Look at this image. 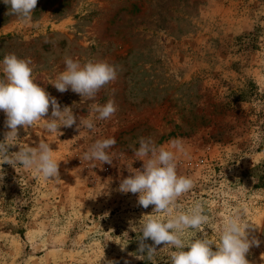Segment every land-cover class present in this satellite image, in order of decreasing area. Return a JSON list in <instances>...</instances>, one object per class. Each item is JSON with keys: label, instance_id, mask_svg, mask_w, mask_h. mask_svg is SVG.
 Listing matches in <instances>:
<instances>
[{"label": "rangeland", "instance_id": "374dc122", "mask_svg": "<svg viewBox=\"0 0 264 264\" xmlns=\"http://www.w3.org/2000/svg\"><path fill=\"white\" fill-rule=\"evenodd\" d=\"M7 11L0 0V61L8 53L31 59L35 82L76 116L89 118L91 103L109 99L118 111L95 121V132L73 126L49 134L43 121L28 132L20 128L23 146L50 143L61 160L60 180L3 165L0 264H169L174 249L163 244L152 260L133 256L140 233L128 231V221L139 222L153 206L115 190L128 169L142 167L130 148L142 136L165 148L182 139L186 154H177V172L194 187L179 198L180 210L200 202L216 242L225 219L242 214L262 241L246 258L264 264V190L245 174L264 163V0H38L27 23ZM66 55L122 70L95 101L82 100L51 84ZM5 118L0 110V140ZM108 137L116 140L112 165L91 168L80 160L96 139ZM195 231L186 230L184 239ZM120 244H127L124 251Z\"/></svg>", "mask_w": 264, "mask_h": 264}, {"label": "clouds", "instance_id": "9594fccd", "mask_svg": "<svg viewBox=\"0 0 264 264\" xmlns=\"http://www.w3.org/2000/svg\"><path fill=\"white\" fill-rule=\"evenodd\" d=\"M37 2L3 0L8 7L6 15L15 16L25 23L32 20ZM32 63L31 59L19 58L15 53L5 54L0 61L3 73L0 78V110L5 114L4 127L7 129L4 139L0 140V187L4 185L6 176L4 164L15 170L18 165L34 170L45 180H60L61 160L54 158L55 151L50 143L40 139L36 146H23L18 138L21 127L28 132L43 121V128L49 134L60 136L63 133L59 129L73 126L79 133L82 129L95 132V121L109 120L118 111L114 99H109L104 104L91 103L89 111L93 115L89 118L76 116L72 107H62L56 97L35 82ZM64 65V71L51 84L60 93L70 89L87 101H95L98 93L114 82L122 70L120 65L106 60L89 59L81 63L67 55ZM115 144L114 137L96 139L79 158L91 168H96L97 162L101 166L105 163L112 165L116 154L111 149ZM138 144V148L132 145L130 148L134 161H142V167L128 169L130 174L120 179L115 190L122 194H138V206L147 209L151 205L153 211L143 215L139 222L128 221V231L140 233L136 255H129L138 260H152L158 252L157 246L163 244V248L174 249L170 252L169 264H251L246 257L250 249L259 247L262 241L255 235L258 227L245 221L242 214L230 215L225 219L216 242L208 238L204 226L210 223V217L205 214L200 202H195L187 211L180 210L182 205L178 202L179 198L194 187L191 177L178 175L177 172V154H186L182 139L169 141L170 148L157 145L151 136L140 137ZM17 145L18 151H10L12 146ZM15 200L19 201L20 198ZM188 229L196 231L189 233L192 237L190 240H185ZM125 233L128 234L127 231ZM149 239L151 244L147 243ZM126 245H121V251ZM261 259H264V253ZM104 264H119V261L104 260ZM124 264L130 262L125 260Z\"/></svg>", "mask_w": 264, "mask_h": 264}, {"label": "trees", "instance_id": "16d2710c", "mask_svg": "<svg viewBox=\"0 0 264 264\" xmlns=\"http://www.w3.org/2000/svg\"><path fill=\"white\" fill-rule=\"evenodd\" d=\"M254 180L253 188L256 190H264V163L249 169L245 173ZM144 264V263H142Z\"/></svg>", "mask_w": 264, "mask_h": 264}]
</instances>
